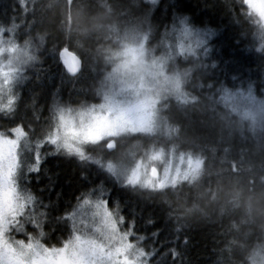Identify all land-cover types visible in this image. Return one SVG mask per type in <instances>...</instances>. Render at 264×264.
<instances>
[{
    "label": "trees",
    "instance_id": "16d2710c",
    "mask_svg": "<svg viewBox=\"0 0 264 264\" xmlns=\"http://www.w3.org/2000/svg\"><path fill=\"white\" fill-rule=\"evenodd\" d=\"M0 25L34 50L33 63L22 69L12 110L0 112V131L10 135L20 126L31 139L51 130L55 106L101 100L106 72L120 58L122 36L144 37L148 52L160 56L165 44L178 33L183 40L189 27L209 32L200 33L204 43L196 53L174 52L169 44L175 57L166 70L181 74L185 93L181 100H168L170 108L184 102L174 107L171 138L130 133L128 141L116 139L122 149L114 142L112 150L98 145L85 150L131 166L139 147L133 142L172 145L202 159L199 174L149 190L117 182L105 169L94 173L84 166L90 161L75 155H50L42 159L39 180L32 179L26 189L43 214L40 229L27 219V208L20 219L23 228H10V234L19 240L35 234L44 245H62L72 235L66 214L77 198L103 187L101 198L123 217L121 227L138 247L150 253L149 264H260L264 106L252 116L239 103L245 97L264 104V23L242 0H0ZM63 47L81 58L78 73L66 71ZM166 100L159 104L163 116Z\"/></svg>",
    "mask_w": 264,
    "mask_h": 264
},
{
    "label": "rangeland",
    "instance_id": "374dc122",
    "mask_svg": "<svg viewBox=\"0 0 264 264\" xmlns=\"http://www.w3.org/2000/svg\"><path fill=\"white\" fill-rule=\"evenodd\" d=\"M247 8L252 14L259 16L258 12H256L254 9H251L248 5ZM260 19L264 23V19L261 17ZM0 29H3V31H0V41L4 42L3 44H0V46L6 49L5 51L0 52V64L10 65L13 69H18L21 73V77L12 81L10 84L5 83L4 78L0 76V85H3V91L0 92V103L6 104L9 95L8 89L11 88V95L14 97L15 93L18 92V85L23 80L22 69L34 61V56L32 54L34 53V50H32L33 45L28 41L17 43L12 31L8 27H3L0 25ZM5 29L10 30L11 33L6 35ZM182 30L183 29L180 27L177 32H181ZM200 33L209 35L208 31L189 27L188 29H185L183 40L182 37H179L178 33L174 36L173 40L169 41V44H174V52L196 53L201 47L200 44H197V41H199L201 37ZM135 36L136 35L134 33H130L128 36L124 35L122 36L123 38L120 39L121 42L123 41L124 43L122 46V51L120 53H116L119 54L120 58H118L114 66H112L106 72L108 74L106 75L103 83L104 88L102 91L101 100L95 103L92 102L91 104H79L77 106H66L63 108L70 110L73 116H75V114L81 109H93L97 112H103L105 114L111 111L112 119L114 121L119 118V131H117V133L112 137V141L114 142H116L118 137L122 140H127V137L130 133H146L149 136H158L161 139H169L172 137L174 128H172V122L177 118V112L174 107L177 108L178 106L184 104V102L175 104L170 108L168 100L174 98V96H178L179 100L185 97V93L182 89V76L178 72L172 74L166 70L169 62H171L175 57V55H173L174 52L168 51V43L165 44V48L163 49L164 52H161L160 56H157L154 55V53L150 54L148 52L147 41L144 37L134 38ZM9 40L11 41V45L8 44ZM181 40L182 43L180 42ZM13 45L15 46L14 49L11 52L7 51V49ZM112 54L114 55L115 51H113ZM29 57H33V59H29ZM229 98L230 95L226 98V100L228 101ZM164 99H167L166 105L163 106V108L166 109L165 116L160 113L161 110L159 107L161 100ZM239 104L252 116H256V114L261 113L262 106H264L262 102H255L253 99H247L245 97L241 98ZM1 111L7 112L8 110L0 109V112ZM57 118L58 114H54V123L51 130H54L55 128ZM0 133L4 132L0 131ZM5 135L15 139V133L12 131L10 135ZM27 137L28 145L26 151L31 154V159L21 160L20 170H18L16 178L17 190L21 193V195L24 196L31 195L30 192H26L27 185L30 183V181L32 179L38 181L41 176V165L40 171L38 172H29L28 170L29 165L35 164L37 142L44 141L43 143H40L39 148L42 159L50 155H69L63 151L58 153L55 152L54 146L46 142V135L44 137H35L31 139L27 134ZM106 139L107 138H105L103 146H106ZM23 143L24 141L22 139L21 144L23 145ZM116 143L118 144V149L123 146H120L121 142L119 139ZM133 143L136 146L142 147H136V150H133L137 157H135L136 160L131 166L139 165V167L142 169L143 178L146 182L145 186L143 187L144 189L159 190L184 180L193 179L200 172L202 159L198 156L189 154V152H181V150L173 147L172 145L161 144L159 146L155 145V147H143L148 143L140 140ZM89 145H85L84 150H86ZM122 148L123 147H121V149ZM124 149L125 151L129 152L133 148L127 150V148L124 146ZM18 153H20L19 149ZM20 155L22 156L23 153H20ZM95 157H99L101 160L103 159L101 155ZM121 159H123V156L119 158V160ZM108 161L115 162L113 157H109L103 162L106 164ZM84 166H86L87 169L92 170L94 173L96 172L97 174H99V172H104L103 169H100L99 166L95 165L92 161ZM151 167H156L158 169L156 176L152 175L153 173L151 172ZM21 170L23 173L22 175H20ZM104 184L105 181L103 182V185ZM31 196L35 198L33 195ZM91 199L94 200L95 197H91ZM27 208L30 209V215L27 219L34 223L36 229H40L41 212L38 209L36 203L34 201L26 203L24 212L27 211ZM75 208L76 206L72 211H74ZM108 210L111 211L109 208ZM94 212V208H85L84 215L77 217V227L80 228L81 231L87 230L89 235H91L95 228L101 223L100 217L93 216ZM113 213L114 217H117L116 213ZM67 215L68 213L66 214V217ZM20 219H24L23 213L17 217L16 221L13 222L11 226L6 229L4 235L5 241L11 244L13 248L19 249V241H23L25 245H27L29 241L33 243L39 241L40 244L48 249H60L64 247L65 241L62 245H44L40 240L36 239L38 236L35 234H30L27 240L17 239L14 237V235L10 234L9 229L15 228L21 230L23 225L21 224ZM81 219H85L86 223L88 224V229H84L83 225L79 223ZM68 221L69 229L72 230L71 237H73L74 233L72 221ZM121 222L122 221H120L117 225L119 232H130L122 229ZM130 235L131 234H129L127 237V242L133 244L135 248L141 249L138 247L136 242L130 238ZM116 246L117 245H113V249ZM148 257L149 255L140 259L144 262V264H149ZM129 259H133V257L129 256ZM118 260L122 261L123 256L121 255L118 257ZM260 264H264V259L261 260Z\"/></svg>",
    "mask_w": 264,
    "mask_h": 264
},
{
    "label": "snow or ice",
    "instance_id": "6c2138e0",
    "mask_svg": "<svg viewBox=\"0 0 264 264\" xmlns=\"http://www.w3.org/2000/svg\"><path fill=\"white\" fill-rule=\"evenodd\" d=\"M251 9L258 12L264 19V0H242ZM15 27V25H13ZM3 31V29H0ZM260 39L264 41V31L260 34ZM0 41V44H3ZM199 40L197 44H203ZM11 45V41H8ZM14 45L7 49L11 52ZM264 47V43L261 44ZM6 49L0 46V52ZM60 57L64 65L67 66L69 73H76L77 66L66 51L60 52ZM33 59V57H29ZM0 76L5 83L21 77L18 69H13L10 65L0 64ZM3 85H0V92ZM9 95L7 103H0V109L12 110L14 97L11 95V88L8 89ZM54 113L58 114L54 130L46 134V142L54 146L55 152H65L69 155L74 154L81 161H92L100 169H105L107 173L115 178V181L130 186L143 188L146 184L143 178V171L139 165L131 167L123 164L108 161L106 164L99 158L87 155L84 150L85 145H98L103 147L106 139L108 149H113L112 137L119 131L118 121L112 119V113L107 114L97 112L93 109H81L75 116L70 110L55 106ZM15 133V139L10 138L4 133H0V264H144L140 259L150 255L143 249L135 248L133 244L127 242L130 232H119L118 223L123 217H114V213L106 207L108 201L101 197L105 195L103 187L92 191L84 192L77 198V206L74 211L68 213L66 219L72 221L73 237L65 241L64 247L60 249L45 248L39 241L35 243L29 241L27 245L19 241V249L7 243L4 239L6 229L16 221L25 209V204L34 200L31 195H21L17 190V173L20 170L21 160L31 159V154L26 151L28 137L24 129L17 126L11 130ZM23 139L24 143L21 144ZM36 144L35 164L29 165V172L40 171L41 153L40 143ZM23 153L21 156L18 153ZM54 154V153H53ZM22 170L20 175H22ZM95 197V199H91ZM85 208L95 209L93 216L101 218V223L95 228L91 235L87 230L81 231L77 227V217L84 215ZM118 212V209H117ZM43 215V214H41ZM84 229H88L85 219L79 222ZM39 226V225H38ZM43 234V233H41ZM113 245H117L113 249ZM123 256L119 261L118 257ZM132 256L133 259H129Z\"/></svg>",
    "mask_w": 264,
    "mask_h": 264
},
{
    "label": "water",
    "instance_id": "95a60500",
    "mask_svg": "<svg viewBox=\"0 0 264 264\" xmlns=\"http://www.w3.org/2000/svg\"><path fill=\"white\" fill-rule=\"evenodd\" d=\"M61 51H66V53L71 57V58H73V60H74V63L76 64V66H77V71H76V73H78L79 71H80V69H81V58L75 53V52H73V51H71L70 49H68L67 47H63L61 50H60V52ZM62 59V58H61ZM63 61V60H62ZM64 64V63H63ZM64 67H65V69H66V71H67V66L66 65H64ZM68 72V71H67ZM69 73V72H68ZM76 73H69V74H76ZM113 143V142H112ZM113 145H114V143H113ZM110 150H112V149H110ZM152 173H153V175L154 176H156V174H157V170H156V168L155 167H152Z\"/></svg>",
    "mask_w": 264,
    "mask_h": 264
}]
</instances>
